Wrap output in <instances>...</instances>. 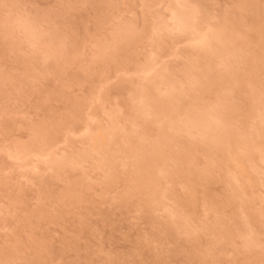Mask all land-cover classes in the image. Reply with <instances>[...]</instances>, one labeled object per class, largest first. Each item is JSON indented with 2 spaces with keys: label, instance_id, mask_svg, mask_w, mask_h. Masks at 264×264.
<instances>
[{
  "label": "rangeland",
  "instance_id": "1",
  "mask_svg": "<svg viewBox=\"0 0 264 264\" xmlns=\"http://www.w3.org/2000/svg\"><path fill=\"white\" fill-rule=\"evenodd\" d=\"M0 264H264V0H0Z\"/></svg>",
  "mask_w": 264,
  "mask_h": 264
}]
</instances>
